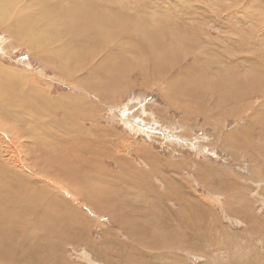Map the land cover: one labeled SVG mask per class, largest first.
Returning <instances> with one entry per match:
<instances>
[{
	"label": "rangeland",
	"instance_id": "rangeland-1",
	"mask_svg": "<svg viewBox=\"0 0 264 264\" xmlns=\"http://www.w3.org/2000/svg\"><path fill=\"white\" fill-rule=\"evenodd\" d=\"M36 1L13 0V9L0 23L5 78L0 86L7 87L0 89V97L8 98L0 105V180L6 186L1 194L16 198L41 190L47 211L54 209L64 218L50 222L39 212L36 239L30 244L18 232L19 227L30 229L35 215L10 211L4 218L7 204H0V239L5 238L0 244L10 246L0 249V264H6V258L12 264H264V0H40L51 13L37 9ZM82 9L86 17L126 13L127 18H116L119 25H107L109 36L125 34L131 41L132 32L127 34L121 21H129L128 26L135 19L136 36L146 41L142 62L115 60L117 66L125 62L128 71L111 92H99L102 77L93 71L87 75L76 59L70 60V42L50 45L48 40L56 35L43 33L51 21L71 26L65 13ZM32 21L40 23L33 30ZM160 24L158 35H152ZM63 30L65 34L71 29ZM98 31L93 34L100 36ZM125 37L104 45L101 55L98 49L93 54L97 57L82 63L85 69H100L103 57L112 59L109 53L122 50ZM30 41L37 48L26 44ZM62 64L68 65L72 77L59 70ZM78 79H86L89 89ZM186 86L194 87L197 97L178 95L176 90ZM220 88L228 95H219ZM35 91L58 98L56 102L68 99L72 107L66 109L77 115L74 108L82 97L84 115L71 114L67 122L57 109L58 125L51 127L50 136L54 114L46 107L42 114L31 112L39 104ZM18 99L34 104L19 109ZM29 116L34 119L29 121ZM66 122L69 136L81 127L78 141L61 135L59 127ZM58 137L66 138L65 147H74L66 156L53 150ZM97 163L108 176L103 175L104 183L95 193L84 189L88 183L79 175L92 165L96 171ZM24 172L53 191H45ZM142 176L159 189L160 200L141 183ZM12 179L17 180V191L9 187ZM56 195L57 202H51ZM20 241L27 250L18 248ZM15 248L21 251L16 257Z\"/></svg>",
	"mask_w": 264,
	"mask_h": 264
},
{
	"label": "bare ground",
	"instance_id": "bare-ground-1",
	"mask_svg": "<svg viewBox=\"0 0 264 264\" xmlns=\"http://www.w3.org/2000/svg\"><path fill=\"white\" fill-rule=\"evenodd\" d=\"M16 1V0H15ZM21 1V0H20ZM35 0H32V3L34 2ZM29 3V5H30V2H28ZM48 3V2H47ZM12 4H14V2H13V0H10L9 1V3H5L3 0H1L0 1V23H3V19L8 15V13L7 12H11V10L13 9L12 8ZM34 4V3H33ZM35 7H37V9H39V10H41L42 12H46V13H49L51 10L49 9V7H47V6H44L43 4H42V1H40V0H37L36 2H35ZM28 5V6H29ZM104 7V6H103ZM16 9V8H15ZM67 9V8H66ZM23 10V9H22ZM80 11V10H79ZM78 11V12H79ZM22 11H17L16 13H21ZM41 12V13H42ZM52 12V11H51ZM50 12V13H51ZM73 12H75L74 10H73ZM65 13L64 15L65 16H70L69 18H71V19H69L70 20V23H71V26L68 24V22H62V23H60V24H58V25H56L55 23H52L53 21H51L50 22V28L49 29H44L43 30V33L45 32L46 34H51V33H53V34H55L56 35V37H54V38H50L49 40H48V38H47V40L48 41H50V45L52 44V43H54L55 41H60L61 42V44H64V43H67V42H70V45H68L67 46V50H68V52L70 53V54H68L69 55V58H70V60L71 61H74L75 59L77 60L76 61V65H77V67H78V69H80L81 71H87V75L89 74V72H91V71H93V72H95V73H97V74H99L101 77H102V83H101V85L102 86H104V87H100L99 89H98V91L99 92H102V91H104V90H108V91H110L111 92V88H116V87H118V85L120 84V83H122V81L120 80V78H123V77H125L126 75H127V69H128V67H126V65L124 64L125 62H121V63H118L119 65L117 66L114 62H116L115 60H122V59H124L125 61H130V60H135V61H139L140 60V62H142V60L141 59H139V57L142 55L143 56V52H147L146 51V48L148 49V47H147V44H146V41L144 42L143 41V39L141 38V36L140 37H137L136 35H137V32H136V27H135V25L137 24V21H135V19H133L132 20V24H130V25H128L127 26V23L129 22V21H127V20H122L121 21V23H124V26L126 27L125 29H124V31L127 33V34H130V32H132V34H130L131 36H132V39H131V41L130 40H128V39H126V37H125V34H123V35H119V34H117V35H113V37H112V34L110 33V36H109V32H107L105 29H106V27H107V25L108 24H110L111 22L113 23V24H115V25H119L120 24V21L118 20V19H116L117 17H124V18H127V17H125V15H126V13H116L115 15L113 14H111V13H109V15H108V17L107 16H104V15H101V14H99V13H91V14H87V15H89L88 17H86V11H84L83 9H82V13ZM77 12V11H76ZM33 13V12H32ZM93 14H95V15H93ZM129 14V13H128ZM9 17V16H8ZM20 17V16H19ZM51 17H54V18H56V17H59V13H52L51 14ZM64 17V16H63ZM154 17V16H153ZM10 18H12L11 16H10ZM15 18V17H14ZM148 18V17H147ZM13 20V19H12ZM150 20V18H148V21ZM152 20V19H151ZM17 23H22L23 22V19H18L17 21H16ZM28 22V21H27ZM40 22H43L44 24H46V20L44 21V20H41ZM35 23V24H34ZM6 24V23H5ZM27 24V23H26ZM157 24H158V22H157ZM22 25V24H21ZM28 25L30 26V22L28 23ZM38 25H40V23H36L35 21H32L31 22V30H33V29H35ZM42 26V25H41ZM158 26V27H157ZM156 26V29H154V31L152 32V31H150L151 32V34L152 35H154V36H156V35H158V33H159V31L161 30V24L160 25H157ZM160 26V27H159ZM62 27V28H61ZM70 28L71 30H69V31H67V32H65V34H64V28ZM138 27L139 28H142V25H138ZM152 27V26H151ZM5 28H6V26H5ZM100 29V30H99ZM13 30V29H12ZM99 30V31H98ZM98 31V33L100 34V36H97V35H94L93 33L94 32H97ZM14 34V33H13ZM32 34V33H31ZM62 35H64V41L63 40H60L61 39V37H63ZM166 35V37H170L173 41L175 40V39H177V36L176 35H174L173 33L171 34H165ZM79 36H81L82 37V40L80 41L79 40ZM120 36H123V37H125V42H124V44H123V46L121 47V51H117V52H115V54H111V53H109V57L111 56V58L112 59H108V57L106 56V57H103L102 58V62H99V64H102V67L99 69V68H96V69H92V68H86L85 69V67H84V65L82 64V63H84V62H86L88 59H89V57H91V60H93L95 57H97V55H93L98 49L100 50V53L98 54V55H101V52H103V46L105 45V47H107V46H110V44L111 43H115L118 39H117V37L119 38ZM133 40H135V42H133ZM45 41V40H44ZM58 41V42H59ZM122 41V40H121ZM173 41H169V42H173ZM123 43V42H122ZM122 43H120V45L122 44ZM26 44H30V45H34L32 48H37L36 47V45L37 44H35V41L34 42H32V41H30V42H27ZM79 47V48H78ZM134 47L136 48V47H139V49H134ZM101 48V49H100ZM143 50V51H142ZM83 52H85L86 53V57L85 58H83L82 57V53ZM127 53H132V55H135V57L134 58H129L128 57V55H127ZM134 53V54H133ZM136 54H138L139 56L137 57V55ZM125 55V56H124ZM131 55V56H132ZM38 56H40L39 54H38ZM130 56V55H129ZM126 57H128V58H126ZM47 58V57H46ZM52 58V59H51ZM147 58V57H146ZM49 59L51 60V61H54V59H55V56L54 55H50L49 56ZM101 59V58H100ZM148 59V58H147ZM151 59V58H150ZM150 59H148L147 61H149ZM47 60V59H46ZM146 60V59H145ZM45 61V60H44ZM111 62H113L117 67H119L121 70H119V68L118 69H116L115 68V65H114V67H112L110 64H111ZM119 62V61H118ZM113 63H112V65H113ZM137 63V62H136ZM139 63V62H138ZM137 63V65H138V67H139V64ZM134 64H135V62H134ZM63 66L59 69L63 74L66 72L67 74V77L68 78H70V77H72V74H71V72H70V70H69V68H68V65H66V64H62ZM131 65H133V64H131ZM59 66V65H58ZM127 66H129V65H127ZM57 67V66H56ZM77 67H75L74 68V70L73 71H77ZM130 67V66H129ZM135 67H136V64H135ZM135 67L134 66H132L131 67V69L132 68H134L135 69ZM131 69L129 70V71H131ZM133 69V70H134ZM72 71V70H71ZM2 73H3V70L0 68V80L1 79H5L3 76H2ZM126 73V74H125ZM129 73V72H128ZM75 74V73H74ZM65 75V74H64ZM74 76V75H73ZM248 77V76H247ZM71 80H76V78L74 79V78H71ZM79 80V82L80 83H82L84 86H87V88L89 89V86L86 84V79H83L82 81L80 80V79H78ZM253 80V79H252ZM77 81V80H76ZM223 81V80H222ZM235 81V80H234ZM250 81V80H249ZM232 83H234V82H230V85L232 84ZM0 84H1V81H0ZM229 85V84H228ZM227 85V86H228ZM7 86L10 88V84L9 83H7ZM169 87H170V85H169ZM183 87V86H182ZM7 89V87L6 86H4V85H2V86H0V89ZM171 88V87H170ZM181 88V87H180ZM178 89V90H176L179 94L178 95H181L182 97H188V96H191V97H193L194 98V96H193V92L195 91V89H194V87L192 88L191 86H186L185 87V89ZM223 88V87H222ZM222 88H220L219 90H218V92L220 93L219 95H221L222 97H225V96H227L228 95V91H227V89L226 88H224V93H222L223 92V89ZM112 89V90H113ZM231 90L234 92V91H237V86L235 85V84H232V88H231ZM1 91V90H0ZM30 91V90H29ZM231 91V92H232ZM97 92V89L94 91V93H96ZM232 92V93H233ZM19 93V92H18ZM36 95H37V97L34 99V101H35V103L37 102V101H39V104H38V106L37 107H35V108H33L32 109V113H34V114H36V115H38V114H40L41 113V110L44 108V107H46V108H51V111L53 112V116H54V118L52 117V115H50V119H51V123L54 125H51L50 126V131L48 132L47 131V133H49L50 134V136H52V134L53 133H51V127H54L55 129L57 128L56 127V125H58L57 124V119H56V115H57V112H56V110L58 109V110H61V114H62V118L64 119V120H66L67 122H68V120H71V114H73V115H75V116H77V117H81V116H83L84 115V113H83V109H84V107H85V105L86 104H84L83 103V98L82 97H79V96H75V98L76 97H79L80 98V105H79V107L78 108H74V109H76V110H78L79 112H78V115L75 113V112H71L70 110L68 111L66 108H70V107H72L71 106V103L68 101V99L67 100H65L64 102H56L57 101V99L58 98H56V99H51V98H44L43 97V94L40 92V93H38L37 91H35L34 92ZM196 93V92H195ZM222 93V94H221ZM10 94H11V92H8V96H10ZM20 94V93H19ZM190 94H192V95H190ZM211 94V93H210ZM246 94V93H245ZM70 95V94H69ZM195 97H197V96H195ZM60 98H63L62 96H60ZM72 98V97H71ZM181 98V97H180ZM209 98H211L210 96H207V98L206 99H209ZM233 98H235V96L233 97ZM8 98H6V99H2L1 97H0V105H2V103L5 101V100H7ZM23 99V98H22ZM108 99V98H107ZM76 100V99H75ZM207 101H209V100H207ZM233 102H235V101H233ZM239 102H241V101H239ZM16 103H17V108H19L20 109V107L22 106L23 108L27 105V104H34L32 101L31 102H28V101H26V103H25V101L23 102V101H21L20 99H18L17 101H16ZM14 104V103H13ZM190 104V103H189ZM21 105V106H20ZM191 105V104H190ZM184 107L186 108L187 107V105H185L184 104ZM192 107V106H191ZM240 107V106H239ZM193 108V107H192ZM202 110V109H201ZM80 113H81V115H80ZM42 114V113H41ZM32 119H34V116H29V121H31ZM45 121H47L48 120V118L47 119H44ZM255 121V120H254ZM67 122L65 123V124H63L61 127H59V128H61L62 129V132L61 133H63V134H61V135H68V137H69V139H72V140H75V141H78V139H79V133L81 132V127L79 128V127H76L75 129H76V132H75V130H74V132H70V134H71V136H69V133L68 132H66L64 129H67ZM43 123V121H41L40 122V124H42ZM73 124V123H72ZM54 129V130H55ZM94 129V128H93ZM39 130V129H38ZM71 131H73V130H71ZM95 132V131H94ZM144 132V131H143ZM78 134V136L77 137H74L73 136V134ZM96 133V132H95ZM100 133V132H99ZM261 134V133H260ZM56 135V134H55ZM262 136H264V129H263V131H262V134H261V137ZM81 137V136H80ZM58 139V146H56V148L55 149H53L54 151H56V153H60L61 155H67V154H69L70 153V151H72V149L74 148V147H72V148H68V147H65V143H66V138H61V137H58L57 138ZM71 140V141H72ZM95 142V141H94ZM96 143V142H95ZM59 144H60V146H59ZM68 144V143H67ZM89 145H92V141H89ZM241 146V145H240ZM89 148H92V147H89ZM86 151L87 152H89V149L87 148L86 149ZM41 153V152H40ZM145 153H146V151H145ZM42 154V153H41ZM107 154H109V153H107ZM10 158H11V160H12V162H13V165L14 166H16L17 165V162H15V160L13 159V157L12 156H10ZM156 158V157H155ZM161 163V162H160ZM98 164V163H97ZM126 164V163H125ZM126 166V165H125ZM157 166V165H156ZM96 167H95V165H92V167L91 168H89L88 170H87V172H86V174H82V175H79V178H80V181L83 183V182H86L87 181V183H88V187H87V185H85L87 188H85L84 186V189H89V190H92V192H95L96 193V187H97V185H99L100 183H104L103 182V175H105V177L106 176H108L106 173H104V171L102 170V169H100V165L98 164V166H97V170L96 171H94L93 169H95ZM102 168V167H101ZM121 168L123 169V171L124 172H126V169H125V167L122 165L121 166ZM129 168V167H128ZM57 169V168H56ZM131 170L132 171H135V168L133 167H131ZM0 172H4L3 171V169L0 167ZM107 172V171H106ZM25 173V172H24ZM28 177H30V178H32L33 179V181L37 184V185H42V189H44L45 191H53V190H51L49 187H45L46 185L45 184H43L44 182H41V181H39V180H35V178H33V176L30 174H27V173H25ZM141 175H145V174H141ZM0 176H3V175H0ZM137 176V175H136ZM71 178H72V176H70ZM116 177L111 181V182H115L116 181ZM13 181H8L9 183H10V186H9V184H7L10 188H13V189H15L16 188V185L15 184H17V186H19L18 185V183H16V181L17 180H14V179H12ZM15 181V183H13ZM148 182H150V180H147V179H145L143 176H142V179H141V183L142 184H144L146 187H149V188H151V184L150 183H152V182H150L149 184H148ZM63 183V182H62ZM102 185V184H101ZM5 182H2L1 180H0V197L2 198V202H0V204H7V210L4 212V218H8V212H10V211H17L19 214H22L23 213V211H25V213H30V214H32V215H35L31 220H30V225H32L31 227H29L30 229H23V228H21V227H19V232H18V234H23L24 233V236H27L28 237V241H29V239H30V244H31V239H33V238H35L36 239V237H35V229H36V231H38V229L37 228H35L34 227V224H35V220H38L39 218H38V213L40 212L41 213V215L45 218H47V219H49L50 220V222L51 221H53V219H51V218H56L57 219V217L59 216V218H60V214L59 213H57V212H54L53 210L50 212V211H47V206L49 205V204H46L45 202H46V200H47V198H46V196L41 192V190H35V191H33L32 193H26V194H23V195H21V196H19V197H16V198H13V197H15L14 196V194H13V197H11V195H10V193L8 194V193H3V194H1L3 191H4V189H5ZM21 187V186H20ZM31 189H33L34 190V187H31ZM158 190L159 189H153V188H151V193H155V198H157L158 200H160L159 198H160V196H161V193H158ZM16 191H17V188H16ZM22 191H23V188H22ZM20 193H21V191H19ZM29 192H31V191H29ZM25 193V192H24ZM100 193V192H99ZM101 195V194H100ZM102 196V195H101ZM59 196H57L56 195V197L55 198H53L52 200H51V202H57V198H58ZM104 197V196H103ZM105 198V197H104ZM107 198V197H106ZM59 200V199H58ZM60 201V200H59ZM52 203V204H53ZM52 204H50V205H52ZM158 205H160V204H158ZM161 206V205H160ZM46 208V210H45V208ZM51 209V208H50ZM57 210V209H56ZM58 211V210H57ZM62 211V210H61ZM75 215V214H74ZM65 216V215H64ZM62 217V216H61ZM62 218H64V217H62ZM42 219V218H41ZM40 219V220H41ZM25 222V221H24ZM37 222V221H36ZM49 222V221H48ZM25 224V223H24ZM37 224V223H36ZM71 224V223H70ZM44 225V224H43ZM42 225V226H43ZM38 226H40L41 227V225H39L38 224ZM11 227V226H10ZM69 227V226H68ZM179 227V226H178ZM8 228V227H7ZM14 228V227H13ZM16 228H17V226H16ZM43 228V227H42ZM46 228V227H45ZM42 229V231H46V229ZM10 229V228H9ZM62 229V228H61ZM4 232V231H3ZM5 233V232H4ZM42 233V232H41ZM61 234H62V232H61ZM66 234V233H65ZM22 236V235H21ZM189 236V235H188ZM3 238L4 237H2V239H0V241H2L3 242ZM5 239V238H4ZM9 239H10V242L12 243V237H9ZM24 239V238H23ZM22 239V240H23ZM26 240V239H25ZM24 241V240H23ZM36 241V240H35ZM38 241V240H37ZM21 242V241H20ZM24 242H21V244H17L19 247L18 248H20L21 247V251H24L27 247L26 246H22V244H23ZM32 243H33V241H32ZM25 244H27V243H25ZM5 245L9 248L10 246L8 245V244H0V249H2V250H5ZM28 246V245H27ZM32 246V245H31ZM17 248V249H18ZM16 249V248H15ZM16 249V250H17ZM27 250V249H26ZM21 251H19L18 252V250H17V254H15L14 255V253L15 252H12L13 254L12 255H14L15 257L16 256H18V254L21 252ZM2 252H4V251H2ZM33 252V251H32ZM31 252V253H32ZM36 253V252H35ZM6 255H8V253H5ZM29 254V253H28ZM6 255H5V257H6ZM33 255V254H32ZM31 256V255H30ZM29 256V257H30ZM14 257V258H15ZM166 256H163V257H161V258H165ZM0 260H1V257H0ZM13 260V259H12ZM17 261H19V259H17ZM5 263L6 264H9V263H11L12 264V262H10L9 260H8V258H6V260H5ZM162 264H173V262L172 263H166L164 260H162V262H161ZM14 264H16V263H14Z\"/></svg>",
	"mask_w": 264,
	"mask_h": 264
}]
</instances>
